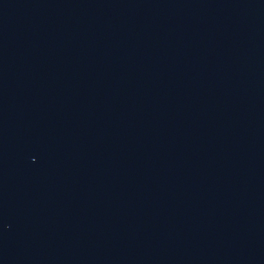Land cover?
Segmentation results:
<instances>
[{"label": "water", "instance_id": "95a60500", "mask_svg": "<svg viewBox=\"0 0 264 264\" xmlns=\"http://www.w3.org/2000/svg\"><path fill=\"white\" fill-rule=\"evenodd\" d=\"M0 264H264V0H0Z\"/></svg>", "mask_w": 264, "mask_h": 264}]
</instances>
